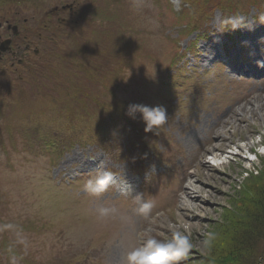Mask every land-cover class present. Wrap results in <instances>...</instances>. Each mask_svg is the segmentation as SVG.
<instances>
[{
    "label": "rangeland",
    "instance_id": "rangeland-1",
    "mask_svg": "<svg viewBox=\"0 0 264 264\" xmlns=\"http://www.w3.org/2000/svg\"><path fill=\"white\" fill-rule=\"evenodd\" d=\"M241 3L0 0V225L16 226L0 230V264H10L12 255L18 264H123L128 251L149 237L169 239L181 221L193 247L173 264H204L211 245L222 242L221 220L239 219L232 215L253 200L249 187L264 190V181L245 182L264 171V86L251 90L232 81L219 63L199 67L225 45L235 55L247 33L254 36L252 28L264 36V5L242 4L247 11L237 12ZM12 18L22 35L11 42L13 50L1 51L12 37L2 22ZM235 18L240 28L232 29L226 21ZM41 26V34L31 36ZM76 42L84 45V56L68 60ZM132 103L163 106L167 122L145 133L139 115L133 120L125 114ZM196 128L209 139L203 155L181 140ZM107 142L118 152L104 156L106 165L125 175L155 176L144 193L146 200L153 197L147 216L107 193H86L85 180H76L80 173L70 157L87 156ZM154 156L186 164L184 176L190 172L191 178L157 177ZM168 186L186 189L174 198L161 192ZM100 204L117 211L101 219L95 211ZM160 205L166 208L154 216ZM17 230L26 244L16 243ZM242 254L264 264V239Z\"/></svg>",
    "mask_w": 264,
    "mask_h": 264
},
{
    "label": "clouds",
    "instance_id": "clouds-1",
    "mask_svg": "<svg viewBox=\"0 0 264 264\" xmlns=\"http://www.w3.org/2000/svg\"><path fill=\"white\" fill-rule=\"evenodd\" d=\"M226 23L231 24L232 29H237L240 28L241 18H235L234 20L230 19L226 21ZM125 114L133 120L139 115L144 124L145 133H153L154 129H158L168 120L166 109L159 105L149 106L132 103L127 106ZM116 179L117 178L110 171L105 170L99 172L94 178H89L84 182V191L93 196H100L114 184ZM126 183L128 184L127 181ZM128 190L131 191L129 184ZM133 199L137 201L139 205L136 209L139 214L147 216L151 212L154 205L150 200L143 199L142 194H137ZM95 211L99 218L104 219L115 214L117 210L114 207H106L100 204ZM15 227L16 226L12 224H4L0 225V230L13 229ZM15 235L17 237L16 243L26 244L20 230H17ZM205 243H208V241H205ZM192 247L191 233L181 221L172 227L169 239L160 240L155 237H149L143 245L128 251L123 257V264H173L174 261L186 256ZM8 251L10 253L12 252L11 246L8 248ZM10 264H18V257L12 255Z\"/></svg>",
    "mask_w": 264,
    "mask_h": 264
},
{
    "label": "trees",
    "instance_id": "trees-1",
    "mask_svg": "<svg viewBox=\"0 0 264 264\" xmlns=\"http://www.w3.org/2000/svg\"><path fill=\"white\" fill-rule=\"evenodd\" d=\"M42 27H40L41 30L38 28H33V30L41 33ZM43 33H45L44 30ZM48 33H45V37L53 39L52 33ZM74 45L75 51L72 54L67 52L68 60L81 59L84 56V45H79L77 42ZM58 62L59 66H62V62ZM252 181H264V171L262 174L248 175L245 179V182L251 184ZM249 193L253 200L244 204L245 211L232 215L239 218L238 220L233 221L228 219V216H223L224 218L221 220L223 224L219 227L224 229V232L219 236L222 242L219 246L211 245L208 256L203 259L204 264H253L251 255L246 256L242 252L243 250L251 251L256 242L264 239V190L252 185L249 187Z\"/></svg>",
    "mask_w": 264,
    "mask_h": 264
},
{
    "label": "bare ground",
    "instance_id": "bare-ground-1",
    "mask_svg": "<svg viewBox=\"0 0 264 264\" xmlns=\"http://www.w3.org/2000/svg\"><path fill=\"white\" fill-rule=\"evenodd\" d=\"M251 31L254 33V36H256V35L261 36V35H262V34H261L262 32H261L260 30H258L257 28H252ZM249 32H250V31H249ZM249 32L247 33L248 37H247L246 39H249V40L254 39V36H251ZM207 56H208V55H207ZM208 58H210V57H206V59H208ZM254 66H255L256 68H258V69H257V73H260V72L263 70V69H261V68L259 67L258 64H255ZM262 72H263V71H262ZM248 99H249V96H247L246 99H245L244 101H247ZM248 101H249V100H248ZM248 101H247V102H248ZM250 111L253 112V111H256V110H250ZM216 122L219 123L220 120H216ZM189 137H190V136L187 135V138H189ZM187 138L184 139V140H185V141H184L185 143H188V142H189V140H188ZM195 138H196V136H195ZM195 138H193V139H195ZM249 148H250L249 150L252 149L251 147H249ZM212 149H214V148H211V150H212ZM70 158L73 159V158H74V155H73L72 157H70ZM87 162H89V161H87ZM87 162L84 161V160H81V161L78 162V165H79L80 167H83V168H88V167H90V164H88ZM191 175H192V174H189V176H188L189 179L191 178ZM185 189H186V188L183 189V193L185 192ZM188 196H189V195H188ZM188 196H187L188 200H191V199L193 200V199H194L193 197L190 198V197H188ZM192 200H191V201H192ZM189 202H190V201H189Z\"/></svg>",
    "mask_w": 264,
    "mask_h": 264
}]
</instances>
